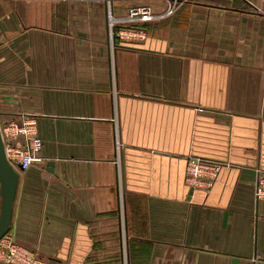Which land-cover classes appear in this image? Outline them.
Masks as SVG:
<instances>
[{"label": "crops", "instance_id": "1", "mask_svg": "<svg viewBox=\"0 0 264 264\" xmlns=\"http://www.w3.org/2000/svg\"><path fill=\"white\" fill-rule=\"evenodd\" d=\"M181 1L131 23L166 1L0 0V124L30 114L42 142L13 167L16 244L65 264H264V0ZM108 13L145 39L112 44ZM188 156L230 167L193 190Z\"/></svg>", "mask_w": 264, "mask_h": 264}, {"label": "built area", "instance_id": "2", "mask_svg": "<svg viewBox=\"0 0 264 264\" xmlns=\"http://www.w3.org/2000/svg\"><path fill=\"white\" fill-rule=\"evenodd\" d=\"M166 10L163 14L154 15L147 7H135L129 10L127 22L146 23L153 19L171 17L182 4L181 0H165ZM116 20L107 14L108 37L112 44L122 42L125 44H139L146 36V31L138 28H116ZM0 134L7 162L20 171H26L33 164L42 161L40 152L42 142L37 136L36 124L33 116L21 113L17 119L0 124ZM23 139V145L16 140ZM122 144L117 134L114 140V160L119 163ZM230 167L228 163L219 162L197 156H188L185 167V184L193 190L199 189L208 192L221 170ZM253 194L255 201L264 202V171L256 169L254 173ZM0 262L5 264H65L52 259H44L37 254L19 246L13 237L4 235L0 239Z\"/></svg>", "mask_w": 264, "mask_h": 264}, {"label": "water", "instance_id": "3", "mask_svg": "<svg viewBox=\"0 0 264 264\" xmlns=\"http://www.w3.org/2000/svg\"><path fill=\"white\" fill-rule=\"evenodd\" d=\"M17 182L16 171L5 158L0 134V239L9 231Z\"/></svg>", "mask_w": 264, "mask_h": 264}, {"label": "trees", "instance_id": "4", "mask_svg": "<svg viewBox=\"0 0 264 264\" xmlns=\"http://www.w3.org/2000/svg\"><path fill=\"white\" fill-rule=\"evenodd\" d=\"M138 27V26H137ZM140 29H144V28H140Z\"/></svg>", "mask_w": 264, "mask_h": 264}]
</instances>
